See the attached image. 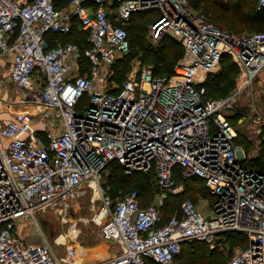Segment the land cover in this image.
<instances>
[{"label": "built area", "instance_id": "1", "mask_svg": "<svg viewBox=\"0 0 264 264\" xmlns=\"http://www.w3.org/2000/svg\"><path fill=\"white\" fill-rule=\"evenodd\" d=\"M255 4L264 8V0ZM150 9L156 12L150 38L173 36L183 60L171 74L147 66L111 84L104 66L130 50V16ZM74 26L85 31L86 45L61 40ZM7 52L9 81L29 92L21 103L31 107L6 117L0 110V264H173L184 241L220 247L216 236L227 232L247 240L223 264H264V169L245 164V148L235 141L225 112L234 95L207 97L204 84L223 53L251 82L264 68V33L220 26L188 0H69L65 7L56 0H0V55ZM112 161L127 173L153 172L159 204L141 205L135 189L111 197L101 175ZM175 167L204 181L212 214L186 197L164 217L160 204L178 191ZM87 189L100 201L97 223L117 247L112 255L81 259L71 243L75 224L54 243L41 228L39 241L19 235L21 220L58 199L57 210L65 212V199ZM54 244L63 248L61 257Z\"/></svg>", "mask_w": 264, "mask_h": 264}, {"label": "rangeland", "instance_id": "2", "mask_svg": "<svg viewBox=\"0 0 264 264\" xmlns=\"http://www.w3.org/2000/svg\"><path fill=\"white\" fill-rule=\"evenodd\" d=\"M239 1L240 0L231 1L233 10L235 8L237 9ZM248 1L250 2V8L253 7L254 0ZM190 6L197 13L202 14L210 18L211 20H214V22L216 21L217 24H220V26L223 25L229 28L232 27L248 33H259V31L250 30L247 25H233L229 23L227 19L217 18L211 12L207 11L204 7L195 8L191 4ZM131 24H129L128 27L131 41V50L128 56L124 58V62L119 63V60L117 59L118 61L116 60L111 65L104 66L109 72V79L111 81V84H122L123 81L126 80L133 72L139 71L143 67L149 66L152 68L154 73L158 72L156 69V65L153 63V59L144 58V52L139 50L137 51L136 48L132 45L133 32L130 27ZM150 24L151 22L149 21L147 28L148 34L146 35V37L155 50L158 48V41H154L151 38L149 39ZM262 33H264V31ZM172 38L173 41L177 42L176 46H182L177 39H175L174 37ZM183 58L184 47L183 54L181 56H177L173 68L179 61L183 60ZM230 61L233 62L231 59ZM236 66L238 71L235 77L234 87L226 94H224L225 96L234 95L235 99L232 102V106L226 109L225 112L229 114L228 116L230 117L233 125L236 128V136L238 141L245 148V152L247 154L246 161L253 165L256 164L253 163L254 158H256L260 154V150L264 145V68L260 70L258 74H256L251 82L247 83L244 78L243 70H241L239 65L236 64ZM221 69L222 62L220 61L214 72L206 76L205 81L210 78H214L213 76L219 73ZM120 72L122 73L121 77L119 76ZM0 85L4 90V92L0 94V105H2V107L6 108L4 106L5 101H9L11 103V106L15 103L18 104V108L15 107V109L14 107H11L10 112H14L22 108L28 109L31 107L30 105L25 106L23 105V103H21L22 97H25L26 99L31 98V96H29V92L18 88L15 84H13L12 82L9 83V81L7 80L3 83H0ZM211 88L210 93L217 96V93L211 90ZM30 103L31 102L28 101V104ZM109 170L110 169L107 168L104 174L101 175V183L110 191L112 195H114V197L130 192L134 190L133 188H139V186H141L140 180H146L147 177L145 175H142L143 173L138 172V174H136V178H138V180L135 181L133 177H127L123 178V183H120L117 180V177L120 174L114 173L112 172V170ZM176 183L178 184V191L172 193L168 199L164 200L163 203L160 204L162 212L164 211V209L166 211H177L181 204V200H178V196L180 195L179 197L185 196V198H193L196 208L202 213L206 215L212 214L213 211L210 206L212 197H210L208 190L201 179L193 177L188 180L186 177L179 174ZM143 191L144 190H142V192ZM158 191L159 190L156 186L148 192L145 191V199L148 198L150 204H159ZM92 196L93 192L90 189L74 192V194H71L69 197H67V199H65L67 201V210L62 213H60L57 208L61 206V201L63 200L58 199L48 205L45 209L36 210L34 213V217H29L25 220H21L16 226L17 231L23 238L27 237L29 239H32V241H39L40 235L38 234L37 228H41L49 237L50 242L54 243L55 237H57L60 232L65 231L67 228L75 224L78 228V232L76 237H73V240H71V243L76 248H78L80 251H82L84 248H90L102 252L107 251L106 253L109 254L114 249L112 248V250L108 252V243H111L112 245L115 244L101 237L100 226L97 223V213L100 208V201L95 200L93 202ZM65 219H67L66 222ZM220 237L225 238L224 234H221L219 236H216V240L220 239ZM227 237V240H225V242L223 241L220 247L219 245H215V247L213 248H211L210 244L206 241H200L197 239L186 241L182 245L181 252L177 257V261L175 264H196L200 256L199 254L202 252H205L206 256H210L205 264H214L219 260L222 263L226 257L232 254L237 245H241L233 244L231 238L229 239ZM54 247L56 251H58V256L61 257L63 248L61 246H55V244ZM104 253L105 252H103V254Z\"/></svg>", "mask_w": 264, "mask_h": 264}, {"label": "trees", "instance_id": "3", "mask_svg": "<svg viewBox=\"0 0 264 264\" xmlns=\"http://www.w3.org/2000/svg\"><path fill=\"white\" fill-rule=\"evenodd\" d=\"M188 1H189V4H191L193 7H195V8L204 7L207 11L211 12L215 17L221 18V19H227L228 22L233 24V25L243 24V25H247L250 28V30L259 31V32L264 31V8L257 9L256 4H255V0H254L253 7H251V8H250V2L248 0H240L238 2L237 9L235 8L234 10L232 9V5H231L232 0H188ZM68 2H69V0H56V5L61 7V6L66 5ZM155 16H156V12L154 9L134 12L130 16L129 22H128L126 28L128 30L129 40H130V32H129L128 27H129V24L132 23L130 26L131 30L133 32L132 45L136 48L137 51L139 50V51L144 52V58L153 59V63L156 65V69L158 71V72H156V74H167L168 75V74H171L173 72V65L176 62L177 56H181L183 54V47L182 46L181 47L176 46L177 42L173 41V38H172L173 36L171 37V35L166 33V34L162 35L161 38L158 40V48L154 50L153 46H151V44L149 43L146 35L148 34L147 33L148 32V29H147L148 23H149V21L152 22L154 20ZM130 21H131V23H130ZM221 26H223V25H221ZM223 27H225V26H223ZM226 28H229V27H226ZM233 29L236 31H240V30H237L235 28H233ZM61 38H63L62 41L71 40V41H77L83 45H86L85 31L78 29L77 26L73 27V30L71 33H69L68 35L63 36ZM149 39H150V37H149ZM130 50H131V41H130ZM130 50L118 58L119 63L124 62V58L126 56H128ZM230 59H231V57L229 56V54L223 53L221 55V58H220V61L222 62L221 71L219 73H217L215 76H213L214 78H210L204 82V84L206 86V90H207V92H206L207 97H211V98L224 97L225 96L224 94H226L229 90H231L234 87L235 77L237 75L238 69H237L236 63L232 59L231 60L233 62H231ZM119 74H120L119 76L121 77L122 73L120 72ZM210 88H211V90H213L214 92L217 93V96L212 95L210 93ZM218 95H220V96H218ZM235 141L237 143L241 144L238 141L237 136L235 138ZM244 163L249 165V166L255 167L257 169L263 170L264 169V145L262 146V148L260 150V154L256 158H254V160H253V163H256V164L252 163L253 165H251L250 163H248L246 161V159L244 160ZM107 168L112 170V172H114V173L120 174L117 177V180L120 183H123L124 182L123 178H127V177H129V178L133 177L135 181L138 180V178H136L137 177L136 174H138V172L127 173L124 171L122 165H120L117 162H113V161L110 162L107 165ZM139 173H143L142 175L147 176L146 180H140L141 186H139V188H133V189L137 190V192L139 194L141 205L146 206V205L150 204L149 203L150 201L148 198L145 199V196H146L145 191L148 192L151 189H153V187H155V185H154L155 184L154 173L153 172H142V171H140ZM179 174L182 175L181 172L179 171V168L175 167L174 172H173L175 182H176L177 178L179 177ZM184 177H186L188 180L193 178V177L201 179L198 176H184ZM203 183H204V181H203ZM204 185H205V183H204ZM205 187H206V185H205ZM142 190H144V191L142 192ZM207 190H208V188H207ZM107 192L110 194L111 197L115 198L114 195H112L108 189H107ZM208 193H209L210 197H212L209 190H208ZM171 194L172 193L168 194V196L165 198V200L168 199ZM115 196H116V194H115ZM179 196H178V200L179 201L181 200V202H182L183 199L185 198V196L184 197H179ZM172 213H173V211H166L165 210V212L163 214H164V217L167 218ZM224 236H225V238L221 237L218 240L221 242H223V241L225 242V240H227L226 237L228 236L227 238H229V239L231 238V241H233V244H241V245H237V246H243L246 244V240H247L246 236L239 233V232H227L224 234ZM200 241H203V240H200ZM185 242L186 241H184L182 243V245ZM179 254L176 255L173 264L176 263L177 257ZM199 255L200 256H199L198 262L196 264H198V263L205 264L207 259H209V257H210V256L209 257L206 256L205 252H202ZM225 259L223 260L222 263L219 260V261L215 262L214 264H220V263L223 264ZM148 264H156V263H154L152 260H149Z\"/></svg>", "mask_w": 264, "mask_h": 264}, {"label": "crops", "instance_id": "4", "mask_svg": "<svg viewBox=\"0 0 264 264\" xmlns=\"http://www.w3.org/2000/svg\"><path fill=\"white\" fill-rule=\"evenodd\" d=\"M68 3L66 5H64L63 7L67 6ZM61 40H63V38H61ZM12 58L13 57H12V53L11 52H7L5 54H1L0 55V83H3L6 80L9 81V77L8 76H9V71H10V67H11ZM82 63L80 64V68H81V71L83 72L85 70V68H84ZM9 83H10V81H9ZM3 92H4V90H3V88L0 85V94H2ZM17 105L18 104L15 103L11 107L15 108V107H17ZM10 108H4V107H2V105H0L2 116L6 117V116H9L10 114H12L13 112H10L11 111ZM38 128H40V127H38ZM164 211H165V209H164ZM110 244L108 243L109 247L107 245L108 252H110L112 250V248L114 250L111 253H109V254L106 253L107 251H103V252H105L103 254L102 251H98V250H94V249H90V248H88V249L84 248L82 251H80L78 248H76V249H77L81 259H83L85 261H96L97 262V261H100V260H102V259H104L106 257H109L110 255H112L117 250L116 245H112V244L110 245Z\"/></svg>", "mask_w": 264, "mask_h": 264}, {"label": "water", "instance_id": "5", "mask_svg": "<svg viewBox=\"0 0 264 264\" xmlns=\"http://www.w3.org/2000/svg\"><path fill=\"white\" fill-rule=\"evenodd\" d=\"M30 241H32V239H29Z\"/></svg>", "mask_w": 264, "mask_h": 264}]
</instances>
